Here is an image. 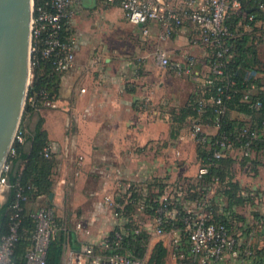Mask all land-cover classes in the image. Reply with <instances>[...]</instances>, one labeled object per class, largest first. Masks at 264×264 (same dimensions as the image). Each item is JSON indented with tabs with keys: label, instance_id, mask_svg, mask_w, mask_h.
Wrapping results in <instances>:
<instances>
[{
	"label": "crops",
	"instance_id": "0c3cea01",
	"mask_svg": "<svg viewBox=\"0 0 264 264\" xmlns=\"http://www.w3.org/2000/svg\"><path fill=\"white\" fill-rule=\"evenodd\" d=\"M161 3L166 9L181 13L185 10L184 0H161ZM82 7V12H102L107 9ZM108 8V12L118 11L123 15L118 3ZM135 27L140 38L132 50V56L124 58L111 54L102 61L89 54L84 61L76 56L74 66L60 75L56 107L42 108L40 111L30 109L24 114L22 126L27 135L23 137L25 150L31 147L28 137L34 134L40 124L47 135L46 146L50 148V158L55 162L52 168L55 180L53 197L48 200L53 206L66 204L69 218L80 213L84 220L93 216L92 222L96 218L105 222L112 218L117 226L123 224L124 218H114L103 200L106 195L115 197L119 203H126L125 197L119 193L118 181L133 183L143 198L150 194L155 195L157 200L165 196L172 197L177 204L189 208L194 206L195 191L200 190L196 179L200 166L197 146L186 124L179 129L176 138L172 136V127L176 126L172 111L184 105L189 95L208 77L210 68L206 59L210 52L200 41L197 26L186 17L183 25L175 29L168 39L159 38L161 26L157 22L146 25L147 36L142 34L141 27ZM255 28L253 30L254 27L244 26L245 31H254V35L262 36L258 48L259 58L264 62V23L257 22ZM156 49H162L172 61L181 62L188 54L195 57L192 74L182 76L183 81L189 82L183 83L184 91L176 92L167 87L166 75L177 74L157 65L154 58ZM257 77L264 81V73H258ZM182 95L185 98L183 103L178 99ZM145 103H148L147 107ZM230 116L233 119L244 118L237 111H231ZM202 126L211 135L217 131L213 124ZM175 145L181 151L179 157L172 154ZM258 161L264 163V153ZM251 171V167H248V172L252 174ZM232 175L234 180L239 181L242 191L252 189L250 185L255 178L240 174L238 163L233 164ZM242 177L248 178V182L252 180L251 183H245ZM90 182L97 183V190L86 189ZM2 188L0 203L6 201L9 185ZM217 189L218 186H214L209 196L216 194ZM261 189L263 191V187ZM65 191L73 193V196L62 197ZM99 191L103 197L97 199L94 196ZM255 193L258 197L254 201L263 204L264 194L256 190ZM43 197L40 195L28 202V208L35 211L44 206ZM133 213L134 219L135 216L138 218V224L152 225L151 214ZM59 218L56 216L59 225L56 237L60 244L58 264H69L71 255L82 245L97 243L110 232L102 231V238L95 241L101 237L99 225L94 231L89 228L84 231L78 230L81 228V223H78V229L74 228L70 232L67 231L66 222L61 223L65 219ZM247 219L250 224L255 222L253 217ZM232 226L240 233L243 241L246 238V226L239 221H234ZM254 227L259 225L253 226L247 241H241L245 246L262 242L263 229L256 231ZM162 241L167 255H170L168 240ZM236 259L226 255L223 264H233ZM169 261L175 264L174 260ZM247 264H250L249 260Z\"/></svg>",
	"mask_w": 264,
	"mask_h": 264
},
{
	"label": "built area",
	"instance_id": "2783aa9c",
	"mask_svg": "<svg viewBox=\"0 0 264 264\" xmlns=\"http://www.w3.org/2000/svg\"><path fill=\"white\" fill-rule=\"evenodd\" d=\"M184 1L183 13L166 9L161 0H96L95 8L103 10L118 3L127 21L135 26L139 23L143 24L141 31L144 36L148 35L146 27L148 23H159L161 26L160 39H168L175 29L183 25L186 17L197 26L200 41L207 48L213 49L216 56L222 57L228 51L222 39L228 35L224 25L225 18L230 12L239 10V0ZM82 5V0H33L30 20V68L40 59L49 61L60 74L74 66L78 38L74 31L69 30L74 29L76 15L84 11ZM251 18L249 17L250 20ZM154 58L159 67L169 69L179 76H190L196 62L195 57L189 54L181 62L172 61L162 49H156ZM213 72L221 73L217 64L213 66ZM207 83H210V80H207ZM214 102L219 104L220 97H216ZM26 103L35 111L56 107L55 99L46 91L40 92L38 96H28L27 93ZM198 103V110L201 111L203 102ZM147 105L148 103H145L146 107ZM187 130L196 145L200 144L205 148L215 145L218 147L213 151L214 159H220L235 151L234 145L225 137L213 141V136L205 131L196 120L190 122ZM252 135L255 136L254 133ZM15 142H23L20 128L15 136ZM242 149L243 155L249 154L247 147ZM14 154L12 147L2 169L0 188L8 185L6 174L10 170L9 159ZM172 154L176 157L181 155L176 145L172 147ZM43 155L46 158L50 157L48 146L43 149ZM208 171L207 164L200 165L196 177H202ZM211 183L209 188H201L206 190H202L204 193L195 198L194 206L190 208L177 204L172 197H162L158 200V205L154 210L152 225H145L154 235L161 238L167 237L169 252L175 264H223L226 255L234 258H237L241 252L247 256L252 255V246L243 245L241 235L233 228V223L224 219H216L209 193L213 192L214 186L218 185V177L214 176ZM117 186L120 195L125 197L126 203H119L115 197L106 195L103 200L114 218L123 219L124 207L131 194L137 190L131 182L118 181ZM29 188L30 186L26 187V189ZM24 190L25 187L16 188L14 202L11 205L13 221L10 225V233L2 237L0 241V264L11 263L10 257L18 237L19 213L22 210V204L29 200ZM242 194L247 195L246 191ZM144 201L136 203L135 213H145ZM30 216L35 222V230L32 235V245L25 254L23 264H46L48 246L56 238L59 230L54 207L44 205L33 211ZM174 221H179V224H175ZM167 226L168 229H166ZM117 227L118 230L112 235L107 234L99 242L82 245L71 255L69 264H146L143 259L131 253H104L106 249L119 245L124 231L121 225ZM96 249L99 252H96Z\"/></svg>",
	"mask_w": 264,
	"mask_h": 264
},
{
	"label": "trees",
	"instance_id": "16d2710c",
	"mask_svg": "<svg viewBox=\"0 0 264 264\" xmlns=\"http://www.w3.org/2000/svg\"><path fill=\"white\" fill-rule=\"evenodd\" d=\"M240 8L238 11H232L225 18L224 25L228 31L222 39L228 48L227 53L222 57L215 55V51L208 48L210 55L207 64L210 73L204 79L203 84L193 91L186 103L178 110L172 111L173 121L176 126L172 127V136L179 135V129L196 120L199 124H213L217 131L212 136V140H221L223 137L228 139L235 148V151L228 153L220 159L213 158V151L218 147L210 146L205 148L203 145H196L197 158L200 165L207 164L209 171L207 174L197 179L198 191H195V197L204 193L201 188L210 187L214 176L218 177V189L214 197L210 199L214 209L216 219L225 221L242 222L245 228V239L247 241L250 231L255 224L264 227V214L254 213V223L250 224L245 217L236 213V208H250L255 205L257 193L246 190L247 195L242 194V189L238 180H234L232 175L233 164L238 163L239 169L248 171L251 167L252 172H256L257 166L261 164L259 156L264 153V81L257 77L258 73H264V62L259 58V43L262 36L254 35V31L247 32L244 26L254 27L259 21L264 23V0H239ZM249 17H252L251 20ZM69 31H74L72 28ZM254 32V33H253ZM218 65L221 73L213 72V66ZM32 83L28 90V96H38L40 92H48L54 99L57 97L60 73L54 69L49 61L40 59L32 67ZM210 80V83H207ZM253 86V87H252ZM220 97V103L214 102L216 97ZM199 101L203 102L201 111L198 110ZM33 110L26 107L27 110ZM231 111H237L244 115L243 119H233L230 116ZM203 127V126H202ZM22 135L23 126H20ZM204 129V128H203ZM254 133L255 136L252 135ZM31 140V147L25 150L23 142H15L13 145L15 154L10 160V170L6 174L9 190L5 202L0 203V241L2 237L9 235L10 225L12 223V208L16 188L25 187L24 193L28 195L29 200L22 204V210L19 215L18 237L14 244L10 257V264H23L25 254L32 245V235L35 230V222L30 216L33 212L28 208V202L33 201L37 196H46L52 192V168L55 162L52 158L44 157L43 149L47 143V135L37 126L34 134L28 137ZM249 149L248 155H243L242 148ZM247 168V170H244ZM30 186L29 189H26ZM207 188V190H208ZM216 198H218L216 200ZM145 201H144V200ZM144 201L145 213L154 215V210L158 205L155 195L150 194L143 198L139 193L133 192L124 207L123 218L125 224H121L124 235L119 245L112 246L104 251L105 254L131 253L137 258L142 259L146 252L148 235L142 229H138V223L134 220L133 212L138 202ZM45 205L52 206V202ZM134 210V211H133ZM179 224V221H174ZM231 227V223H230ZM169 227L167 226L166 229ZM118 227L112 229L108 234L112 235ZM260 230V229H259ZM264 238V235L262 236ZM59 239L52 240L46 253V264H58V255L60 250ZM242 241V242H243ZM245 243H243L244 245ZM96 252H99L96 249ZM166 248L163 242L159 241L156 250L145 262L146 264H165ZM247 255L242 252L238 255V260H246ZM251 258V259H250ZM250 264H264V247L255 249L252 247ZM248 260V259H247Z\"/></svg>",
	"mask_w": 264,
	"mask_h": 264
},
{
	"label": "rangeland",
	"instance_id": "374dc122",
	"mask_svg": "<svg viewBox=\"0 0 264 264\" xmlns=\"http://www.w3.org/2000/svg\"><path fill=\"white\" fill-rule=\"evenodd\" d=\"M106 11L82 12L76 15V18L74 20V25H75L74 30L78 38V47H77L76 56H78L80 60L84 61L85 57L88 56V54L93 57H98L101 61L103 60L105 56H108L111 54H115V55H119L124 58H127V57L132 56L131 55L132 50L134 49L135 46L138 45L140 36H139V32L136 29V27L133 24L129 23V21H127L123 17V15L119 13L118 11L117 12H108V11L106 12ZM30 70L32 73V68H30ZM32 76L33 75L30 74V85L32 83ZM165 78H166L167 87L170 88L172 91H176V92L184 91L185 84L183 83H187V82L183 81L184 79L182 76H179V75L175 76L174 74L171 73L170 75L167 74ZM183 98H184L183 95L181 97H178V99H181L180 100L181 103L184 102L185 98L184 99ZM24 106H25L24 107V111H25L27 107L26 101H25ZM23 118H24V113H23V116L20 122V126L23 124V121H24ZM239 172L240 174L245 175V177L251 176L252 178H255L253 180L255 182H253L252 180L248 182L249 181V180L247 181L248 178L246 179L242 177L245 183H251L252 181L250 185L252 189L250 191L252 192H255V190L259 192L261 191V195L264 194V163L263 162L259 164L256 172L251 171L252 174L249 173L248 171H243V169H239ZM51 181H52V190H53L54 183H55L53 176H52ZM255 184H256V187L254 186ZM260 187H263V191L262 189L260 190ZM2 189L3 188H0V201H2L1 200V195L3 192ZM86 189L97 190V183L90 182L88 185H86ZM214 195L210 197L212 198L214 197ZM71 196H73V193L71 194L69 191H65L62 197L69 198ZM94 197H96L97 199H100L103 197V195L101 191H99V193H97L96 196ZM43 198H44V205H45V201L50 202L48 199H46V196H44ZM53 207L56 209V216L58 217V219H61L59 217H62V219H65V220H62L61 223L64 224V222H66L67 231L71 232L72 229L74 228L76 229L78 223H81V228L79 229L77 228V229L84 230V231L88 228L94 231L95 229H97L98 227L97 225H99L100 227L98 228L100 229L99 231H100L101 237L96 239L95 241L100 240L105 231L107 233L111 231L112 229H114L115 227H117V224H114L112 222L113 221L112 218L108 219L106 222L98 220V218H96L94 219L95 221L92 222L91 218L93 216H90L86 220H84V219H81L80 213H78L77 215H72V217L69 218L67 216L68 206L66 204L63 206L62 205L56 206L54 204ZM236 213H238L239 215H242L243 217H245L246 220H248L247 218L253 217L254 213H258L260 215L264 214V203L260 204L258 202H255V205H253L252 208H250V206L238 207L236 208ZM60 215H63V216L65 215L66 217L63 218V216H60ZM134 220L137 222L138 220L137 216H135ZM125 221L126 220H122V223L125 224L126 223ZM138 226L140 225L138 224ZM138 229L144 230L146 234L148 235L147 243H146L147 244L146 252L142 258L145 263L150 259V257L156 250L159 241L163 242L162 240H164V242H166L168 239L167 237L161 238V237L154 235L150 230H148V227L144 225H141L140 227H138ZM259 229H264V227H261V226L254 227V230L256 231H259ZM261 240H262L261 243L260 241L254 242L252 247H254L256 250L264 247V238L261 237ZM250 256L248 255V258H246V260H243V261L235 258L238 261L236 263V260H235L233 264H247V259L249 260ZM228 259L231 260L232 258H228ZM169 260L173 261V258L170 257V255H167L166 253L165 264H173ZM230 260H228V263L230 262ZM252 261L253 260H250V263Z\"/></svg>",
	"mask_w": 264,
	"mask_h": 264
},
{
	"label": "water",
	"instance_id": "95a60500",
	"mask_svg": "<svg viewBox=\"0 0 264 264\" xmlns=\"http://www.w3.org/2000/svg\"><path fill=\"white\" fill-rule=\"evenodd\" d=\"M82 1L86 8L96 7V0ZM32 3L33 0H0V176L20 128L30 87ZM52 197L51 192L49 199Z\"/></svg>",
	"mask_w": 264,
	"mask_h": 264
}]
</instances>
